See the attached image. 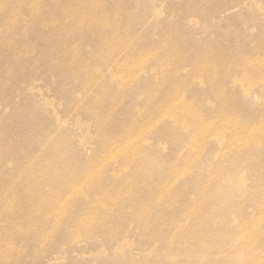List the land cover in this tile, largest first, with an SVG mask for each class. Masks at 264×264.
I'll return each mask as SVG.
<instances>
[{
    "label": "rangeland",
    "instance_id": "rangeland-1",
    "mask_svg": "<svg viewBox=\"0 0 264 264\" xmlns=\"http://www.w3.org/2000/svg\"><path fill=\"white\" fill-rule=\"evenodd\" d=\"M0 264H264V0H0Z\"/></svg>",
    "mask_w": 264,
    "mask_h": 264
}]
</instances>
